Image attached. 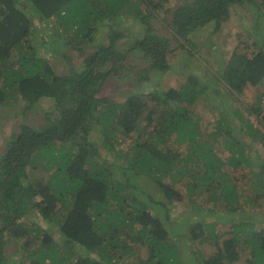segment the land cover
I'll return each mask as SVG.
<instances>
[{
    "label": "trees",
    "instance_id": "1",
    "mask_svg": "<svg viewBox=\"0 0 264 264\" xmlns=\"http://www.w3.org/2000/svg\"><path fill=\"white\" fill-rule=\"evenodd\" d=\"M142 6L166 13L169 37L149 24L153 12ZM231 10L245 14L256 51L233 52L216 71L209 62L179 87L130 92L122 102L98 96L107 78L125 80L129 53H139L145 64L134 69L147 81L180 61L170 59L172 48L193 47L191 32L219 30ZM125 14L140 29L118 49L122 31L114 25ZM98 23L110 29L106 41L75 66L70 50L102 37ZM39 46L64 57L65 71L37 54ZM263 80L264 0H183L170 8L161 0H0V104L15 96L28 109L53 103L37 125L21 124L0 153V264L9 244L24 255L16 264H236L243 256L244 264H264V132L235 116L237 109L226 112L219 91L237 94ZM200 98L219 110L209 136L245 129L259 142L255 154L238 134L222 139L225 157L216 154L202 136ZM246 109L264 126L261 97ZM31 165L43 175L24 186ZM227 166L246 168L247 187ZM207 243L214 247L208 255L195 247Z\"/></svg>",
    "mask_w": 264,
    "mask_h": 264
},
{
    "label": "rangeland",
    "instance_id": "2",
    "mask_svg": "<svg viewBox=\"0 0 264 264\" xmlns=\"http://www.w3.org/2000/svg\"><path fill=\"white\" fill-rule=\"evenodd\" d=\"M161 1L164 3L165 7L169 5V8L179 5L183 2V0ZM141 9L143 10V13L147 15H150L153 12V18L149 19V24L155 30L159 31V33H161L165 37H169L171 35L169 25L166 21L167 15L165 12H163L164 14H161L158 8H150V6H142ZM138 21L134 19L133 15L125 14L121 16L118 23L114 25L115 30L122 31V34L117 39V43H119L118 49H125L127 46H129V44L132 43L129 42V37L133 36L138 31V29H140ZM33 23L37 27L39 25L41 26V21L37 19V16L33 18ZM98 24H100L98 32L102 33L103 38L101 37V35L97 38L96 35L95 39L92 42L86 41L84 44H79L78 46L80 47V50H70V53L72 54V62H74L75 66L78 65L81 57H84L93 51V46L95 45V43L99 42L100 40H103V43L106 41V36L108 35L110 29H107V23ZM217 27L218 26L211 29L210 33H208L209 29H207V33L205 35H203V32H201V29H196L191 32L190 37L192 42L194 43L193 47H188L186 43H183V48H172L173 54H171L170 59L172 60V62L179 59L181 61H179L180 64L179 62H177L176 64L173 63L171 67L165 72H151L150 78L147 81L141 80V77H143V75H141L140 72L134 69L135 66L142 67L145 64L139 53L137 51L129 53V57L126 60L125 64L122 63L123 69L121 71L124 73L125 80L119 82L113 79L109 80L107 78L104 86L98 92V96L106 97L117 102H122L126 99L130 92L137 94H146L153 88L167 89L170 86L179 87V84H182L185 81L186 75L191 71L198 72V69L200 67L201 69H209V62H212V70L216 71L222 69L226 65L233 52L249 54L257 50V44L253 43L254 36L251 33L250 26L246 24V18L243 12H235L231 10L229 12L227 21L219 26V28L223 31H221L220 29L217 30ZM64 28L65 27L62 26V29ZM47 39L48 37L45 38V42ZM36 53L48 59L49 63L57 72L65 71L67 65L64 63L66 61L64 57L53 55L50 52H47L42 46L36 48ZM222 81L224 82L223 78ZM218 83L223 86L219 80ZM219 91H222V96L226 101V112L227 109H229L230 112L233 113V110L237 109L239 112L243 113L245 112L244 109L246 106L255 103V100L258 97H264V80L261 81V83H259L256 87L246 86L241 93L237 94L234 92H231V94H229L226 88L219 89ZM205 102V98H200L198 104H196L195 106V111L202 118V136L204 140H209L210 146L214 145L216 154L221 158L225 157L228 154L225 146L222 143V141L224 142V140L222 139L229 138L230 136L232 138L231 141L234 142V139L236 138H233V135L235 134H238L240 136V140L244 137V139H242L241 141L245 145V152L248 151L246 153H250L252 155L255 154L253 149L259 148V142L251 139L247 130L245 129H242V131H236V129H232L230 131L231 135L227 137H225L224 135L215 138L209 136L211 130L216 126L215 120L219 116V110L210 109L212 108L209 106L210 104L206 105ZM52 105L53 103L50 100L43 99L35 103L33 108L28 109L25 108V102L23 100H20L17 96L9 99L8 103L0 104V153L4 152V149H6V147H8L10 143L14 141V137L18 133L21 124L27 126L37 125L41 122L42 117L45 116V111H49L52 108ZM251 119L252 122H254L255 127L260 128L261 131L264 132L263 124L258 123L254 116L251 117ZM204 126L206 129H204ZM93 136L94 135H92V137ZM124 136L125 135L122 134L119 135L120 138H124L122 140L124 143L129 142L131 137H129L128 135L125 137ZM250 141L254 143L253 146L249 143ZM46 151L49 150L46 149ZM259 151L261 153L262 149L260 148ZM101 153L102 155L104 154L103 151H101ZM105 157L106 159L112 161V158H114L115 156H113L112 154H108ZM227 170L232 172L231 178L233 177V179L237 181L238 185H246L247 187L246 182L248 180V176L246 177V168L232 171L231 168L227 166ZM28 173L29 175L26 176V178H22V183L24 186H27L29 182L32 181L31 179L33 176L34 179L42 176L43 170L33 169V166L31 165L28 167ZM194 199L197 201L203 200L202 202L206 203V201L204 200L205 197L203 196H196ZM184 200L187 203L188 197H185ZM36 220L39 219L37 218ZM221 226L227 227L228 225L222 223ZM46 228L50 227L47 226ZM57 228L58 226H53L54 236L57 235ZM5 235L6 236L3 235V238H5L4 241H10L11 239L7 237L8 235ZM195 247L205 255L210 254L214 250V247L208 243L197 244ZM21 251L22 250L18 245H7L4 251L6 256L4 264H16V261L19 257L23 259L24 255L21 253ZM245 258L246 257L243 256L241 260L236 262V264H244Z\"/></svg>",
    "mask_w": 264,
    "mask_h": 264
},
{
    "label": "clouds",
    "instance_id": "3",
    "mask_svg": "<svg viewBox=\"0 0 264 264\" xmlns=\"http://www.w3.org/2000/svg\"><path fill=\"white\" fill-rule=\"evenodd\" d=\"M261 98H262V109L264 110V104H263V98H264V97H261ZM249 106H251V105H249ZM249 106H247V108H248ZM240 113H241V112L238 111V114L235 113V115H236V116H237V115H240ZM241 114H242L244 117L246 116V117H245L246 119H249L250 121H252V120H251V117H253V115H250V114L247 112V109H246L245 112H243V113H241ZM236 131H240L238 127L236 128Z\"/></svg>",
    "mask_w": 264,
    "mask_h": 264
},
{
    "label": "water",
    "instance_id": "4",
    "mask_svg": "<svg viewBox=\"0 0 264 264\" xmlns=\"http://www.w3.org/2000/svg\"><path fill=\"white\" fill-rule=\"evenodd\" d=\"M3 227H4V225L0 227V230H1Z\"/></svg>",
    "mask_w": 264,
    "mask_h": 264
},
{
    "label": "built area",
    "instance_id": "5",
    "mask_svg": "<svg viewBox=\"0 0 264 264\" xmlns=\"http://www.w3.org/2000/svg\"><path fill=\"white\" fill-rule=\"evenodd\" d=\"M263 104H264V98H263Z\"/></svg>",
    "mask_w": 264,
    "mask_h": 264
},
{
    "label": "flooded vegetation",
    "instance_id": "6",
    "mask_svg": "<svg viewBox=\"0 0 264 264\" xmlns=\"http://www.w3.org/2000/svg\"><path fill=\"white\" fill-rule=\"evenodd\" d=\"M7 148V147H6ZM7 151H8V149H7Z\"/></svg>",
    "mask_w": 264,
    "mask_h": 264
},
{
    "label": "crops",
    "instance_id": "7",
    "mask_svg": "<svg viewBox=\"0 0 264 264\" xmlns=\"http://www.w3.org/2000/svg\"><path fill=\"white\" fill-rule=\"evenodd\" d=\"M246 117V116H245ZM252 120V119H251Z\"/></svg>",
    "mask_w": 264,
    "mask_h": 264
}]
</instances>
